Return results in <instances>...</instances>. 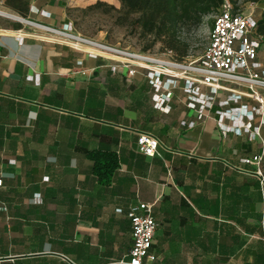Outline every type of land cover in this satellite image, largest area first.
I'll return each mask as SVG.
<instances>
[{"label":"crops","instance_id":"obj_1","mask_svg":"<svg viewBox=\"0 0 264 264\" xmlns=\"http://www.w3.org/2000/svg\"><path fill=\"white\" fill-rule=\"evenodd\" d=\"M30 1L46 24L66 18V0ZM15 31L0 27V264L126 262L140 203L158 224L147 264H264V126L254 140L215 111L199 118L181 89L160 111L143 72ZM139 133L159 156L138 151ZM93 151L118 156L108 186Z\"/></svg>","mask_w":264,"mask_h":264},{"label":"built area","instance_id":"obj_2","mask_svg":"<svg viewBox=\"0 0 264 264\" xmlns=\"http://www.w3.org/2000/svg\"><path fill=\"white\" fill-rule=\"evenodd\" d=\"M30 17L15 19L21 28L14 33L18 42L27 37L48 43L65 45L90 59H106L112 62V71L134 76L143 72L153 90L157 109L169 112V104L175 89H181L187 99V107L199 114L212 112L214 107L219 123L232 122V130L247 134L251 139L261 138L264 126V55L262 38L256 39L258 20L253 12H234L226 1L214 18L209 43L201 58L194 62H178L171 52L143 53L111 45L90 38L77 31L72 22L60 25L46 24L39 17L50 19L45 11L32 6ZM264 53V52H263ZM82 63L80 62L79 65ZM260 120L257 122V117ZM185 125V123H182ZM189 128L193 124L188 125ZM138 151L147 157L159 156L160 141L148 133H139ZM262 156L248 163L259 165ZM260 190L264 194V172L257 171ZM0 179V188L2 187ZM121 212V211H118ZM132 248L128 261L119 264H147L155 257L150 254L158 224L153 216V206L140 203L129 209Z\"/></svg>","mask_w":264,"mask_h":264},{"label":"trees","instance_id":"obj_3","mask_svg":"<svg viewBox=\"0 0 264 264\" xmlns=\"http://www.w3.org/2000/svg\"><path fill=\"white\" fill-rule=\"evenodd\" d=\"M120 7L97 1L89 6L86 12L101 13L111 16L115 24L136 33L143 43L141 52L156 53L154 49L160 46L161 52H171L178 62L189 58V40L182 36V31L189 28H201L206 19L215 18L226 1H229L234 12H242L230 0H117ZM254 4L264 6V0H250ZM4 6L23 12V7L30 8V0H0ZM256 39L262 38L264 52V10L259 16ZM213 27L214 19L207 22ZM20 29V24L9 25ZM77 29V28H76ZM258 37V38H257ZM259 40V39H258ZM216 110L214 107L213 111ZM88 158L94 163L93 173L101 186H108L119 168L118 156L114 152L93 151Z\"/></svg>","mask_w":264,"mask_h":264},{"label":"rangeland","instance_id":"obj_4","mask_svg":"<svg viewBox=\"0 0 264 264\" xmlns=\"http://www.w3.org/2000/svg\"><path fill=\"white\" fill-rule=\"evenodd\" d=\"M97 1H103L110 5H114L119 8L120 4L117 0H66L65 13L66 18L61 23L72 22L77 28V31L82 35L90 38L99 39L105 41L111 45H116L121 48L141 51L143 43L139 39L138 35L126 28H122L115 24V20L111 16H106L101 13L94 14L92 12H86V9L95 4ZM237 7L242 9L243 13L253 12L255 16H259L263 13L264 6L261 4H254L250 0H230ZM30 8L23 7V12H18L16 9H11L0 3V12L11 13L18 18L26 19L30 17ZM210 19L205 20V24L201 28H189L182 31V36L189 40L190 54L189 58L186 60L188 63L194 62L202 57L208 43L209 35L211 32V27L207 25ZM20 24L15 19H10L9 17H3L0 15V27H10L9 25ZM154 51L159 54L161 52L160 46H157ZM262 56L264 55L262 51Z\"/></svg>","mask_w":264,"mask_h":264},{"label":"bare ground","instance_id":"obj_5","mask_svg":"<svg viewBox=\"0 0 264 264\" xmlns=\"http://www.w3.org/2000/svg\"><path fill=\"white\" fill-rule=\"evenodd\" d=\"M0 15L3 16V17H9V18H12V19H17V16L12 15L11 13L9 14V12H8V14L4 13V12H0Z\"/></svg>","mask_w":264,"mask_h":264},{"label":"water","instance_id":"obj_6","mask_svg":"<svg viewBox=\"0 0 264 264\" xmlns=\"http://www.w3.org/2000/svg\"><path fill=\"white\" fill-rule=\"evenodd\" d=\"M11 19V18H10Z\"/></svg>","mask_w":264,"mask_h":264}]
</instances>
